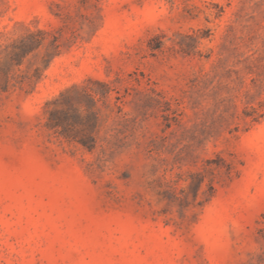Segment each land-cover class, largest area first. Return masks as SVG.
Instances as JSON below:
<instances>
[{"label": "rangeland", "instance_id": "374dc122", "mask_svg": "<svg viewBox=\"0 0 264 264\" xmlns=\"http://www.w3.org/2000/svg\"><path fill=\"white\" fill-rule=\"evenodd\" d=\"M0 264H264V0H0Z\"/></svg>", "mask_w": 264, "mask_h": 264}, {"label": "trees", "instance_id": "16d2710c", "mask_svg": "<svg viewBox=\"0 0 264 264\" xmlns=\"http://www.w3.org/2000/svg\"><path fill=\"white\" fill-rule=\"evenodd\" d=\"M49 35L52 36V39L47 44L46 41ZM62 47L63 44L60 42V39L57 36L38 30L37 32H30L28 35L23 37L19 43L14 46L11 56L14 63H16L17 66H21L24 58L28 57L30 54L40 52L44 49L46 52V57L49 58V64L62 54ZM39 72L40 69H36L37 81L41 79V75H38ZM4 73L6 76V81L3 86V91L8 92L12 87H16V85L11 83L9 72ZM18 83L20 86L24 85V81ZM33 84L35 83H33L32 78H30L29 86H32ZM110 92V89L106 92L99 93L82 88L79 92L78 98L80 99L78 102L75 103L73 100H69L65 109H56L51 112L49 118L51 127L55 129L59 136L64 138L68 143L72 144L78 142L85 149L93 152L96 149V142L94 137H92L90 134L94 126L86 119L87 115L84 114H92L94 121L97 124L98 115L89 105L96 107L98 105V101H100V99H97L98 96L101 95V98H105L110 94ZM80 100H83L88 106L85 108V106L82 104L83 102H80ZM212 190L214 191V188H212Z\"/></svg>", "mask_w": 264, "mask_h": 264}]
</instances>
